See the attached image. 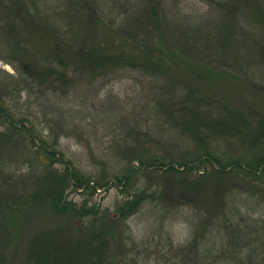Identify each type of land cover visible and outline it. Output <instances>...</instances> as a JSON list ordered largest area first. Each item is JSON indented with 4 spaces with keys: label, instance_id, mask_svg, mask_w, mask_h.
<instances>
[{
    "label": "trees",
    "instance_id": "16d2710c",
    "mask_svg": "<svg viewBox=\"0 0 264 264\" xmlns=\"http://www.w3.org/2000/svg\"><path fill=\"white\" fill-rule=\"evenodd\" d=\"M0 2L7 11V18L0 22V45L7 46L10 65L19 75L0 79V124L9 128L0 132V147L11 144L16 134L25 136L37 148V159L51 160L35 171V159L30 158L32 175L23 177L16 172L11 176L19 183L13 181L8 186L14 190L11 194L1 192L0 209L9 216L12 233L17 226L22 231V253L20 247L12 257L19 252L25 264H79L76 257L84 264H105L103 251L125 244L123 237L111 243L121 222L136 215L144 202H157L163 213H171L186 206L178 204L180 197H189L185 203L199 208L201 214L191 221L193 236L178 252L182 264H195L197 259H205L199 264H264V220L261 223L258 217L264 214V102L261 85L251 72V68L259 72L264 64V0H208L202 11L178 10L170 15L162 13L160 0H142L147 10L134 0H122L121 15L138 17L137 12L142 11V27L131 32L134 29L126 25L114 30L106 24L102 38L91 42L89 48L87 35L79 33L77 27L62 28L52 14L33 11L36 2L33 6L29 0ZM178 17L186 29L182 38L176 37L172 27H179ZM140 29L143 39H137ZM78 41L82 48H77L82 46ZM69 71H86L90 77L130 72L156 91H165L162 101L156 102L165 107L176 127L182 126V136L193 140L198 152L195 161L187 159L176 168L172 162L165 164L160 152L146 154L127 147L122 155L132 154L139 165L129 162L123 180H117L125 189L116 217L121 222L114 217L105 219L98 229L93 223L88 226L91 233L74 222L97 211L86 208L88 205L79 207L65 194L70 187L94 194L105 184L79 175L58 150L57 142L49 144L42 135L40 139L33 137L29 116L15 121L10 109L12 87L22 93L32 83L46 85L42 81L70 84ZM179 93L184 94L177 96ZM168 96L186 99L189 105L168 113L167 101L173 100ZM196 170L200 176L195 175ZM143 171L164 172L174 179L172 189H142L138 181ZM0 172L6 176L4 170ZM236 181L246 187H236ZM22 187H31L29 193H20ZM42 211L45 213L40 215ZM204 239L213 240V245L206 247ZM5 262L0 257V264Z\"/></svg>",
    "mask_w": 264,
    "mask_h": 264
},
{
    "label": "rangeland",
    "instance_id": "374dc122",
    "mask_svg": "<svg viewBox=\"0 0 264 264\" xmlns=\"http://www.w3.org/2000/svg\"><path fill=\"white\" fill-rule=\"evenodd\" d=\"M29 1V5L32 4V6L36 2L37 8L33 6V11L52 14L60 27L67 28V25L77 27L79 33L87 35L88 48L91 47V42L96 43L102 38L101 30L106 24H109L114 30H118L119 26L126 25L129 29H134L131 32H137L135 30L139 25L142 27V23H139L142 11L137 12L139 18L135 17V14L128 17L121 15V6L124 4L122 0ZM134 1L139 7L147 10L142 0ZM160 2L162 13L166 12L170 15L173 12L176 14L178 10L189 13L202 11L207 8L205 3H208V0H176L177 3H173L174 0H160ZM6 12V8L0 2L1 23L7 18ZM175 21L179 25V27L172 26L177 35L175 36L182 38L186 31L183 27V20L178 17ZM139 32L141 33L142 29ZM137 35V39H143L142 33ZM78 43L82 42L78 41ZM3 46L4 44L0 45V79L4 80L9 76L18 77V73L8 60V48L7 46L3 48ZM82 47L83 45L77 48ZM63 49L67 51L68 47ZM201 61L203 62V60ZM220 64L222 65V63ZM258 71L256 73L255 69L251 68V72L261 85L260 92L263 94L261 96L264 102V64ZM67 78L72 81L70 84H47L48 82L42 81L46 85L40 87L39 83H32L31 87L22 93L12 87L10 109L17 117L15 121L29 116L32 122L30 128L33 137L39 136L40 139L42 135L46 137L49 144L57 142L58 150L63 153L71 168L79 175L105 184V186L98 187L94 194L91 190L75 189L74 187H70L65 194L69 201L75 202L79 207L88 205L86 208L97 211L96 215H90L86 219L77 218L79 224H76V220L74 222L76 227L80 228L83 225V231L91 233L88 228L91 224L95 223L98 229L100 221L118 217V205L123 203L125 189L123 186L117 185V180H123L129 162H134L132 154H129L128 157H125V154L122 155L127 147H133L131 150L136 149L137 151L139 148L140 152H146V154L160 152L163 155L162 158H166L164 163L172 162L175 167L187 159L193 161L197 158L198 152L193 140L182 136L184 131L181 130L182 126L176 127V123L168 119L165 107L156 102L157 100L162 101L161 95L164 96L165 91H156L148 81H143L139 75L119 71L116 75L90 77L86 71L79 74L69 71ZM139 79L143 83L140 84ZM180 94L177 96H183L184 93ZM176 97L168 96L169 100L173 99L170 102L167 101L166 111L168 113L170 110L182 109L189 105L186 99L184 101L177 100ZM186 111H190V108ZM8 130L5 123L0 124V132ZM39 139H37V146L40 143ZM12 141L11 144L0 147V171L6 172V176L0 172V196H2L1 192L5 190L8 194L14 190L12 186L8 188L11 182L19 183L11 175L17 173H22L23 177L32 175L33 168L30 166V158L35 159L33 161L36 165L35 171L41 166H48L51 162V160L42 162L39 158L37 159V148L28 143L25 136L16 134ZM42 154L44 155L43 152ZM221 155L226 158L231 157L226 152ZM133 165L138 166L139 163L136 161ZM60 167L64 166L60 164ZM196 174H199L197 170ZM171 179L170 176L164 175V172L151 174L143 171L140 173L138 182L142 189L151 186L155 189L170 191L172 180H174ZM175 180L177 181V179ZM178 183L179 181H177ZM27 184L29 185L28 182ZM17 185L15 191L19 189V184ZM235 185L236 187H246L241 186L237 181ZM30 188L22 187L20 193L27 194ZM182 198L180 197L177 202L186 206L176 207L171 213H163L162 206L158 208L157 202L146 204V201L141 205L140 211L125 222L119 221L120 218L116 219L121 222V227L116 233L115 240L111 243L117 242L120 237H123L125 244L122 247L104 250L105 264H182V258L178 256V252L193 236L194 227L191 221L199 219L201 214L199 208L185 203L186 200H190L189 197ZM44 213L45 211H42L40 215ZM262 216L264 214L259 213L258 217L261 223L264 220ZM8 218L7 213L0 209V257L4 262L6 261L5 264H25L24 256L19 254L23 249L21 247L23 237L20 235L22 231L19 230L20 226H17L15 232L12 233V225L8 222ZM25 222L26 220L23 221V224ZM98 224L99 226H97ZM9 233L17 236L12 238ZM215 239L217 238H214L215 242H220L219 239ZM203 241L207 242L206 247H211L214 242L211 239ZM108 242H110L109 238ZM200 247L204 249L202 245ZM213 247L215 248V245ZM18 249L16 257H12L11 254ZM80 252L83 251L80 250ZM214 257H218L217 254ZM76 259L79 260V264H84L80 257H76ZM204 261L205 259L201 261L197 259L195 264Z\"/></svg>",
    "mask_w": 264,
    "mask_h": 264
}]
</instances>
